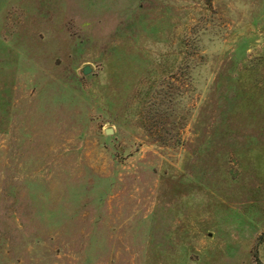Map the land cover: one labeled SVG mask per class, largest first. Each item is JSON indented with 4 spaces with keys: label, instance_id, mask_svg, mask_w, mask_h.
I'll return each mask as SVG.
<instances>
[{
    "label": "rangeland",
    "instance_id": "1",
    "mask_svg": "<svg viewBox=\"0 0 264 264\" xmlns=\"http://www.w3.org/2000/svg\"><path fill=\"white\" fill-rule=\"evenodd\" d=\"M0 264H264V0H0Z\"/></svg>",
    "mask_w": 264,
    "mask_h": 264
},
{
    "label": "water",
    "instance_id": "2",
    "mask_svg": "<svg viewBox=\"0 0 264 264\" xmlns=\"http://www.w3.org/2000/svg\"><path fill=\"white\" fill-rule=\"evenodd\" d=\"M91 72L90 68L88 66H85L83 69H82V73L83 75H88L89 73ZM105 134L106 135H112V129H106L105 130Z\"/></svg>",
    "mask_w": 264,
    "mask_h": 264
}]
</instances>
